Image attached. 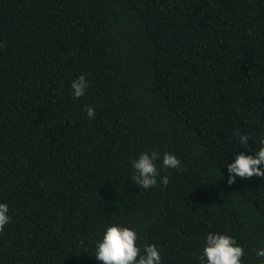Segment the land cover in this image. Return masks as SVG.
Masks as SVG:
<instances>
[{
	"label": "trees",
	"instance_id": "trees-1",
	"mask_svg": "<svg viewBox=\"0 0 264 264\" xmlns=\"http://www.w3.org/2000/svg\"><path fill=\"white\" fill-rule=\"evenodd\" d=\"M0 264H264V0H0Z\"/></svg>",
	"mask_w": 264,
	"mask_h": 264
}]
</instances>
